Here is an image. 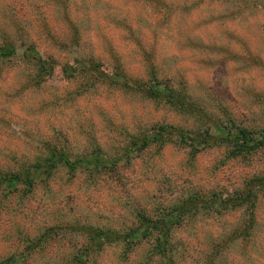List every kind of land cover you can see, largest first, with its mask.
Masks as SVG:
<instances>
[{
    "label": "rangeland",
    "instance_id": "rangeland-1",
    "mask_svg": "<svg viewBox=\"0 0 264 264\" xmlns=\"http://www.w3.org/2000/svg\"><path fill=\"white\" fill-rule=\"evenodd\" d=\"M0 46L12 51L0 59L3 170L45 156L48 145L71 158L95 147L120 157L129 134L153 125L220 128L91 80L83 72L95 63L110 75L120 64L131 79H147L153 64L162 89L165 81L183 87L208 116L227 111L247 127L264 128V0H0ZM29 50L54 72L39 80ZM188 149L170 140L124 157L114 174L89 176L83 167L70 177L60 167L47 186L18 185L9 193L3 186L0 264H71L78 250L75 264H264V193L248 235L229 239L245 225L247 210L221 208L264 173V150L231 159L219 147L194 157ZM213 196L209 206L205 199ZM191 197L200 198L194 211L186 207ZM141 222L168 229L164 257L151 250L157 231L140 238ZM89 227L134 230V243L113 241L84 255ZM38 237L44 242L33 248Z\"/></svg>",
    "mask_w": 264,
    "mask_h": 264
},
{
    "label": "trees",
    "instance_id": "trees-1",
    "mask_svg": "<svg viewBox=\"0 0 264 264\" xmlns=\"http://www.w3.org/2000/svg\"><path fill=\"white\" fill-rule=\"evenodd\" d=\"M12 55V51L7 47L0 46V59ZM38 72L39 80L54 72L52 64L46 63L35 51L29 50L26 55ZM69 65L66 64V67ZM151 70L148 72L147 79H131L124 72L120 64L114 67L108 74L102 71L101 64L95 63L86 67L85 74H88L91 80H104L102 82L108 85L121 87L124 91H132L141 95L143 98L150 99L155 103L160 101L174 106L178 111L192 116L194 119L208 120L213 125L220 127L215 129V133L211 132L210 127L197 130H182L175 128L169 124L153 125L151 129H144L138 133L129 134L123 146L122 156L106 157L100 148L95 147L91 153L78 156H69L65 150H59L54 146L48 145L46 147V155L36 158L34 162L30 163H17L15 167H8L6 170L0 169V189L5 191L4 187L8 189L5 193L15 191L16 186L21 185L25 191L32 190L36 185L42 184L47 186L55 169L63 168L71 177L74 171L78 168L85 167L89 176L98 173L100 170L104 172L115 173V168L120 160L127 158L131 153L140 154L142 151L147 150L151 145H155L160 149L170 140L176 142L179 146L188 147V153L194 157L199 151L209 149L211 147L223 148L226 158L231 159H248L258 151L264 150V128H250L237 122L236 116L224 111L222 115L211 117L203 112V109L192 101L187 91L183 87L175 89L165 81L163 89L160 87V82L156 79L155 67L151 65ZM70 70L71 68L68 67ZM154 70V71H153ZM67 71V68L62 69V72ZM211 117V119H209ZM221 129V130H220ZM217 132V133H216ZM4 186V187H3ZM264 193V173L246 181L242 188L232 193V195L222 201L221 208L223 209H238L244 207L248 212V217L245 220V225L241 230L235 229L229 235V239L237 238V236H245L249 234V230L254 224V207L256 204L258 192ZM213 198V199H212ZM200 198L191 197L186 202V207H191L192 211L198 208V201ZM209 206H215L217 202L215 196L205 199ZM219 204V203H218ZM143 233L140 238H148L150 234L157 231L158 238L152 244V252L158 253L164 257L166 250L169 248V241L166 236L163 238L161 235L166 233L168 229L164 224H145L141 222ZM239 230V231H238ZM132 231L126 232L124 235L110 233L103 228H90L87 230V241L84 244V255L86 253L98 252L106 243L113 241L125 242L129 248L134 241L129 240L132 238ZM232 236V237H231ZM121 238V239H120ZM162 238V239H160ZM44 237L36 238L33 248L42 246ZM227 243L228 239H224ZM224 244V243H223ZM29 247V246H28ZM79 251V250H78ZM78 251L71 254V264L80 263L82 254ZM215 254V253H214Z\"/></svg>",
    "mask_w": 264,
    "mask_h": 264
}]
</instances>
